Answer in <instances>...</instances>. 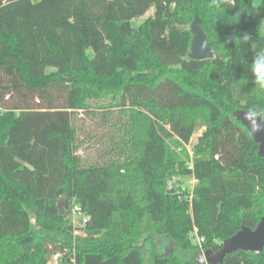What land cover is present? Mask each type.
<instances>
[{
  "label": "trees",
  "instance_id": "1",
  "mask_svg": "<svg viewBox=\"0 0 264 264\" xmlns=\"http://www.w3.org/2000/svg\"><path fill=\"white\" fill-rule=\"evenodd\" d=\"M195 12L210 60L188 59L183 26ZM258 51L264 0H0V264H46L53 253L73 264H195L196 252L254 230L264 158L231 114L264 110L250 69ZM92 103L127 110L117 118L130 124L88 135L91 159L78 153L74 121ZM196 112L204 127L192 145ZM167 175L193 176L191 195L167 194ZM73 200L83 226L71 221ZM220 264H264V248Z\"/></svg>",
  "mask_w": 264,
  "mask_h": 264
},
{
  "label": "water",
  "instance_id": "2",
  "mask_svg": "<svg viewBox=\"0 0 264 264\" xmlns=\"http://www.w3.org/2000/svg\"><path fill=\"white\" fill-rule=\"evenodd\" d=\"M191 42L189 47L188 59L194 61H204L213 58V53L210 45L206 39L203 30L200 27V20L197 14L190 25ZM249 110H235L232 112L234 120L238 121L249 133L252 140L257 144V155L264 158V131H254L253 125L248 119L245 118V114ZM258 122L263 120L258 117ZM167 194H174L171 181L168 179ZM57 209L61 216L67 214V197L64 195L57 202ZM264 248V208L263 216L260 218L259 223L254 230L246 227L241 229L232 237L225 239L221 243V247L217 252L212 250L198 251L194 254L195 264H220L226 255H229L235 251L251 252L255 255H259ZM170 248L166 249L168 253Z\"/></svg>",
  "mask_w": 264,
  "mask_h": 264
},
{
  "label": "rangeland",
  "instance_id": "3",
  "mask_svg": "<svg viewBox=\"0 0 264 264\" xmlns=\"http://www.w3.org/2000/svg\"><path fill=\"white\" fill-rule=\"evenodd\" d=\"M261 1L262 0H252L253 6L258 7L261 4ZM195 14H197V13L195 12V13L191 14V18L189 19L187 25L183 26V28H188L190 30V25H191V22H192ZM152 15H153V9L149 10L143 17L133 20L132 25L134 27H137L140 23H142L145 19H147L148 17H150ZM197 16L200 20V25H201L202 19L199 17L198 14H197ZM109 102L110 101H106V103H104L103 105L107 106L109 104ZM99 106H100V103H92L90 105L91 108L89 109L90 110L89 114L86 115V113H79L77 115V119L74 121V125H76V127L79 130L78 131V138L80 140L79 142H82V140L84 142L82 150H80L78 153L81 154L82 156L86 155V157L91 158V159L96 157L95 156L96 150H93V149L89 150L90 146L94 145V141H93V139L87 140L88 135H92L93 138H95L96 136H98L100 134V132H103V131L107 132L108 130L112 129L113 124L115 125L116 119L118 120L121 118L123 126H128L130 124L129 118H126L124 115L120 118H117V116L120 112H124L127 110H121V108L119 109L117 107H111V108L105 107L104 109H101ZM103 112L105 114L108 112L111 113V115L108 116L109 120L105 126H103L102 123L100 122L101 121L100 118H102ZM195 114L197 115L196 116L197 120H195V121L198 122L200 124V126H198L196 128V130H195V132L191 138V144L192 145L196 143L197 138L202 133V128L204 127V124L202 122L203 119H201L202 114L200 112H196ZM190 116H193L192 113H190ZM100 126H101V131H97V132L95 131L92 133V131H94V129L100 130ZM177 148L179 149L180 146L177 145ZM190 150H191L190 146L186 147V151H187L189 157H191ZM168 179L171 181V185H172V188L174 189L175 195H178V194L182 195V193L187 192L186 195L190 196V194H191L190 192H191L192 187L194 185L191 178H189V177L177 178L176 175L168 177V175H167L166 176V184H165V188H164L165 191L168 190V182H167ZM182 188H184L186 191L182 192ZM180 197L182 198L183 196H179V198ZM68 222H69V220H68ZM74 225H77V224H74ZM78 236L84 237V233H79ZM162 247L164 248V251H166L167 248H170L168 250L169 251L168 253H172L176 249V245L167 239L162 240ZM56 255H59V257L55 258ZM69 258H70L69 254H67V256H62L60 253H53L51 256H49L46 264H73L72 261L69 260ZM70 261H71V263H70Z\"/></svg>",
  "mask_w": 264,
  "mask_h": 264
},
{
  "label": "clouds",
  "instance_id": "4",
  "mask_svg": "<svg viewBox=\"0 0 264 264\" xmlns=\"http://www.w3.org/2000/svg\"><path fill=\"white\" fill-rule=\"evenodd\" d=\"M212 2L219 7L222 0H212ZM236 15H240V13L238 12ZM237 39L241 41L243 46L251 44L252 42V38L248 33H245L242 36H237ZM250 69L253 73L255 83L264 87V51H258L255 54ZM258 117H264V110L254 108L245 114V118L253 125L254 131H264V120L258 122Z\"/></svg>",
  "mask_w": 264,
  "mask_h": 264
},
{
  "label": "built area",
  "instance_id": "5",
  "mask_svg": "<svg viewBox=\"0 0 264 264\" xmlns=\"http://www.w3.org/2000/svg\"><path fill=\"white\" fill-rule=\"evenodd\" d=\"M191 153V152H190ZM189 178L192 179L194 185L192 187V190L190 193H192L193 191V188L196 184V180L194 179L193 176H190ZM186 190L184 188H182V192H185ZM187 193V192H186ZM191 195V194H190ZM69 215H70V218H71V221L73 224H77V225H80V226H83L87 223V218L84 216L80 206L78 204H76L74 202V200L71 202L70 204V207H69ZM203 239L202 238H199V237H195V242L197 245H201ZM200 251H203V250H200ZM59 255H56L55 258H58Z\"/></svg>",
  "mask_w": 264,
  "mask_h": 264
},
{
  "label": "crops",
  "instance_id": "6",
  "mask_svg": "<svg viewBox=\"0 0 264 264\" xmlns=\"http://www.w3.org/2000/svg\"><path fill=\"white\" fill-rule=\"evenodd\" d=\"M166 252V251H165Z\"/></svg>",
  "mask_w": 264,
  "mask_h": 264
}]
</instances>
